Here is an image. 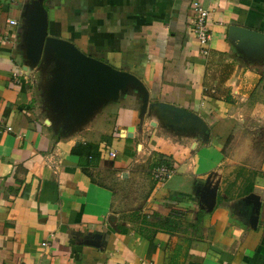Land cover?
I'll return each mask as SVG.
<instances>
[{"label": "crops", "instance_id": "obj_1", "mask_svg": "<svg viewBox=\"0 0 264 264\" xmlns=\"http://www.w3.org/2000/svg\"><path fill=\"white\" fill-rule=\"evenodd\" d=\"M193 1L42 0L50 37L144 87L79 102L51 48L26 57L39 0H0V264H264V0H199L207 56ZM162 163L176 174L123 212L112 178Z\"/></svg>", "mask_w": 264, "mask_h": 264}, {"label": "water", "instance_id": "obj_2", "mask_svg": "<svg viewBox=\"0 0 264 264\" xmlns=\"http://www.w3.org/2000/svg\"><path fill=\"white\" fill-rule=\"evenodd\" d=\"M29 33L26 39V57L37 63L44 47H49L54 55L68 64L69 75L74 80L75 99L86 102L94 97L117 99L121 91L129 87L144 88L132 74L113 68L108 62L90 57L69 41L50 37L48 34V14L39 0L29 19ZM249 33V32H248ZM167 110L182 115L186 113L169 104H162ZM129 137H132L130 134ZM258 223V218H255Z\"/></svg>", "mask_w": 264, "mask_h": 264}, {"label": "rangeland", "instance_id": "obj_3", "mask_svg": "<svg viewBox=\"0 0 264 264\" xmlns=\"http://www.w3.org/2000/svg\"><path fill=\"white\" fill-rule=\"evenodd\" d=\"M250 127L251 126H248L247 128L249 129ZM254 142H256L255 144H258V146L264 142V131L258 134V138L256 137ZM260 149L263 148L260 147ZM148 170H150L149 167L139 169L141 172L140 175L133 178H131V176L125 179L120 177L112 178L113 176L111 173L107 177H103L105 181H108L107 179L109 178H112V180L115 181H112V185L115 186L118 195L121 198L120 201L124 204L123 212H131L134 210L142 212L145 207L150 205V200L152 198L151 186L153 181L151 179L152 174Z\"/></svg>", "mask_w": 264, "mask_h": 264}, {"label": "built area", "instance_id": "obj_4", "mask_svg": "<svg viewBox=\"0 0 264 264\" xmlns=\"http://www.w3.org/2000/svg\"><path fill=\"white\" fill-rule=\"evenodd\" d=\"M191 7L195 14L194 25L192 27V33L201 46V53L207 56L209 54V45L212 40V33L207 23L211 10L207 8L199 0H194L192 2ZM10 25H17V21L11 20ZM7 130L12 131V128H8ZM116 155L117 154L115 152L110 153V156L112 158H115ZM175 174H176V171L174 170V168L166 164H163V163L157 165L152 171L153 180L158 185L165 184ZM46 245L47 244H44V246Z\"/></svg>", "mask_w": 264, "mask_h": 264}, {"label": "trees", "instance_id": "obj_5", "mask_svg": "<svg viewBox=\"0 0 264 264\" xmlns=\"http://www.w3.org/2000/svg\"><path fill=\"white\" fill-rule=\"evenodd\" d=\"M74 153L80 157L81 164L85 172H88L90 167H96L101 159V153L98 146L92 144H86L75 148ZM254 190V185L249 182L247 186L243 188L244 195L250 194ZM204 212L198 213V218L201 219ZM169 221V219H168ZM146 222V220H144Z\"/></svg>", "mask_w": 264, "mask_h": 264}]
</instances>
